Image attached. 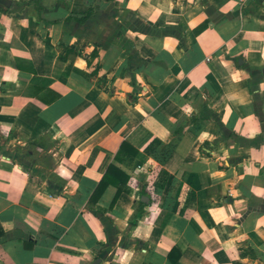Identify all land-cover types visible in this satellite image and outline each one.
Wrapping results in <instances>:
<instances>
[{
	"label": "crops",
	"instance_id": "obj_1",
	"mask_svg": "<svg viewBox=\"0 0 264 264\" xmlns=\"http://www.w3.org/2000/svg\"><path fill=\"white\" fill-rule=\"evenodd\" d=\"M97 258L264 264V0H0V264Z\"/></svg>",
	"mask_w": 264,
	"mask_h": 264
},
{
	"label": "trees",
	"instance_id": "obj_2",
	"mask_svg": "<svg viewBox=\"0 0 264 264\" xmlns=\"http://www.w3.org/2000/svg\"><path fill=\"white\" fill-rule=\"evenodd\" d=\"M89 15V12L84 13L80 18L79 21H83L85 20V18ZM35 142V141H34ZM125 143L124 141L120 144L119 146V150L117 152L116 158L115 159H120L122 155L127 153V149L125 148ZM171 151L170 147H166L165 149H163L160 152H157L156 150H151L149 153L156 157L159 161H163L166 156H168L169 152ZM133 152L135 153L136 150L134 149ZM128 178V175L121 170L119 167H117L116 165L110 163L107 166V169L104 173V175L102 176L101 180L99 181V183L97 184L91 199L93 201H96L99 196L102 194V192L104 191V189L108 186V185H113L117 187V191H116V195L112 201V203L115 201V198L117 197V195L122 191V183H125L126 180Z\"/></svg>",
	"mask_w": 264,
	"mask_h": 264
},
{
	"label": "water",
	"instance_id": "obj_3",
	"mask_svg": "<svg viewBox=\"0 0 264 264\" xmlns=\"http://www.w3.org/2000/svg\"><path fill=\"white\" fill-rule=\"evenodd\" d=\"M140 200L142 202H145V203H148L149 202V198L146 195H142L141 198H140ZM99 262H100V259L97 258L91 264H98Z\"/></svg>",
	"mask_w": 264,
	"mask_h": 264
}]
</instances>
